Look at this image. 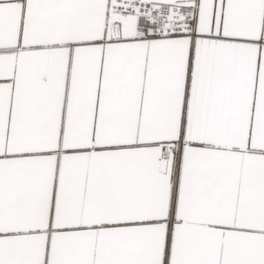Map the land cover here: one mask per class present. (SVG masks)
Listing matches in <instances>:
<instances>
[{
  "label": "snow or ice",
  "instance_id": "obj_1",
  "mask_svg": "<svg viewBox=\"0 0 264 264\" xmlns=\"http://www.w3.org/2000/svg\"><path fill=\"white\" fill-rule=\"evenodd\" d=\"M0 264H264V0H0Z\"/></svg>",
  "mask_w": 264,
  "mask_h": 264
}]
</instances>
